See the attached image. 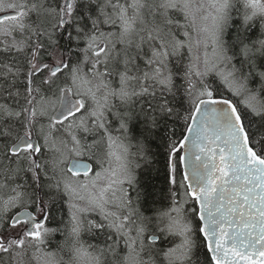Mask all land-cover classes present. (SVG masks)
<instances>
[{"label":"snow or ice","instance_id":"6c2138e0","mask_svg":"<svg viewBox=\"0 0 264 264\" xmlns=\"http://www.w3.org/2000/svg\"><path fill=\"white\" fill-rule=\"evenodd\" d=\"M0 264H264V0H0Z\"/></svg>","mask_w":264,"mask_h":264},{"label":"trees","instance_id":"16d2710c","mask_svg":"<svg viewBox=\"0 0 264 264\" xmlns=\"http://www.w3.org/2000/svg\"><path fill=\"white\" fill-rule=\"evenodd\" d=\"M154 167L159 169V175L156 177L154 182L157 184L158 187H162L164 184V158L163 156L159 157V164L155 165ZM153 175H155V173H153Z\"/></svg>","mask_w":264,"mask_h":264}]
</instances>
